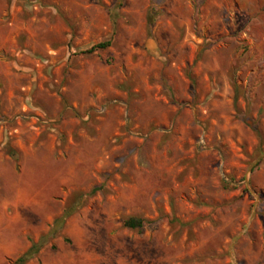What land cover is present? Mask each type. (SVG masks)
Segmentation results:
<instances>
[{
	"label": "rangeland",
	"instance_id": "374dc122",
	"mask_svg": "<svg viewBox=\"0 0 264 264\" xmlns=\"http://www.w3.org/2000/svg\"><path fill=\"white\" fill-rule=\"evenodd\" d=\"M35 244L264 264V0H0V264Z\"/></svg>",
	"mask_w": 264,
	"mask_h": 264
},
{
	"label": "trees",
	"instance_id": "16d2710c",
	"mask_svg": "<svg viewBox=\"0 0 264 264\" xmlns=\"http://www.w3.org/2000/svg\"><path fill=\"white\" fill-rule=\"evenodd\" d=\"M111 45V40H105V41H100L94 45H92L91 47H89L88 49L83 50L82 52L84 53H91L97 49H102V48H106L108 46ZM262 140V139H261ZM263 141V140H262ZM125 225L129 226L131 228H136V227H142L144 220L138 217H129L127 219H125ZM38 250L37 245H32L24 254H22L20 257L17 258L15 264H23L25 263L27 260H29L32 256H34V254L36 253V251Z\"/></svg>",
	"mask_w": 264,
	"mask_h": 264
},
{
	"label": "water",
	"instance_id": "95a60500",
	"mask_svg": "<svg viewBox=\"0 0 264 264\" xmlns=\"http://www.w3.org/2000/svg\"><path fill=\"white\" fill-rule=\"evenodd\" d=\"M251 169H252V167H251Z\"/></svg>",
	"mask_w": 264,
	"mask_h": 264
}]
</instances>
